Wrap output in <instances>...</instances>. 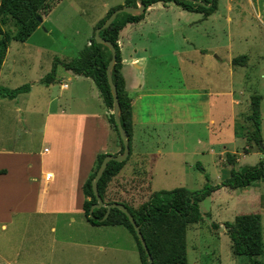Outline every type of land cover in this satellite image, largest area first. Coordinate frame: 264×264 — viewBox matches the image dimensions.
<instances>
[{"label":"rangeland","instance_id":"1","mask_svg":"<svg viewBox=\"0 0 264 264\" xmlns=\"http://www.w3.org/2000/svg\"><path fill=\"white\" fill-rule=\"evenodd\" d=\"M122 2L123 0H55L48 11L41 12L46 13L42 26L52 31L44 35L39 29L34 30L25 41L42 44L47 49L44 52L47 55L53 52L55 58L70 60L84 40L90 37L92 24L104 9L103 4L113 6ZM176 9L180 10L173 7V10ZM183 13L167 14L161 19V25H173L181 29L185 27L191 44L206 48L200 52H212V57L217 56L222 61L219 71H216L211 65L208 66L207 56L193 52L191 44L187 46L191 60L187 79L189 89L182 101L188 103V110L182 111L181 115L175 113L174 116L183 119V123L177 125L178 122H172L173 137L166 147L168 151L158 162V166L167 164V157L174 155L170 152L180 150L186 165L184 162L170 163L182 166L181 174L176 172V168L168 174H162L157 168L149 179V191L173 187L194 191L206 183L205 174L208 176V184L218 185L229 176L231 168L239 170L243 165H253L260 159L264 160L263 0H217L215 10L208 17L199 20L197 18L201 15L198 13L184 10ZM181 34L182 31L177 30L173 36L176 43L185 46V42L179 38ZM17 45H22V42L10 40V49L0 76L9 88L30 83L28 78L39 74L44 68L43 61L48 58L42 53L36 62L31 55L16 52ZM163 46L170 50L171 41L166 40ZM238 55H246L245 63L232 64L230 69L228 58ZM168 57L165 63L159 58L151 61L156 66L165 68L167 83L170 87L177 88L182 83L177 80L174 59ZM10 69L13 71L12 77H9ZM49 70L48 68L47 72ZM209 85L220 90L221 95L207 97L199 90L209 89ZM228 92H232L235 103H229ZM253 93L260 95L259 147L251 140L252 125L246 118L249 114V96ZM62 104L69 103L63 101ZM47 106L54 107V103ZM171 116L173 117L172 114ZM184 120L188 123H184ZM9 124L0 127L2 135L7 136L12 132ZM234 134L239 138L233 137ZM184 145L186 149H182ZM226 154L234 160L233 164L227 162ZM110 197L112 196L109 195L106 199ZM135 197V203L139 204L144 201L146 194L140 192ZM198 208L202 220L186 226L187 264H249L246 256L231 252L229 239L222 225L225 220L231 221L234 215L247 212H257L260 215L263 250L256 258L264 263V181L257 180L236 188L219 187L200 200ZM66 218V215L58 216L53 232L46 227L37 236L31 227L27 231H23L21 226L0 231L2 254L12 264H139L133 239L122 226H94L81 215L75 216L74 221L67 224ZM211 222L218 226L212 229ZM63 240L68 241L65 243Z\"/></svg>","mask_w":264,"mask_h":264},{"label":"crops","instance_id":"2","mask_svg":"<svg viewBox=\"0 0 264 264\" xmlns=\"http://www.w3.org/2000/svg\"><path fill=\"white\" fill-rule=\"evenodd\" d=\"M103 7L92 27L110 6L103 4ZM173 7L179 8L171 1L158 0L146 7L139 20L125 23L118 31L120 73L130 101V152L121 168L107 182L104 202L110 195V201H123L127 206L136 208L143 202L135 203L137 193L146 194L145 201L150 193L157 191H149V179L157 168L162 174L170 173L173 168L181 174L182 166L170 163L184 162L186 165L180 150H177L170 152L174 155L167 157V164L158 166L173 137L172 122H178L177 125L183 123V119L174 116L175 113L181 115L182 111L188 110V103H183L182 97L187 96L189 89L187 79L191 60L187 46L191 42L185 27L161 25V19L167 14H184V9L175 11ZM206 17L201 16L197 20ZM45 20L46 13L41 14V28L37 26L34 30L39 29L48 35L52 30L42 26ZM177 30L182 31L179 38L185 46L175 42L173 35ZM88 38L82 46L88 43ZM166 40L171 41L170 50L163 46ZM21 42L22 45L15 46V51L31 55L36 62L47 50L42 44ZM191 46L193 52L206 49L194 44ZM9 49L10 41L0 63V76ZM200 54L207 56L208 66L219 71L222 61L219 57H212V52ZM44 57L48 58L41 63L43 70L28 78L30 88L27 92L12 99L0 98V127L10 123L12 131L7 136L0 133V231L13 226H21L23 231H27L31 227L37 236L46 227L53 232L60 215L67 216V224L73 222L75 216L83 217L81 185L95 155L119 153L115 134L107 122L105 108L92 80L56 63L52 81L47 85L41 84L38 79L47 73L48 68L51 70L56 55L50 52L49 55L44 53ZM167 57L174 59L177 80L182 83L177 88L167 83L165 68L151 61L159 58L165 63ZM227 62L231 69V58ZM33 67L36 68V65ZM12 76L10 69L9 77ZM0 85L7 84L0 78ZM208 87L199 90L207 97L221 95L215 86ZM227 96L232 104V92H228ZM63 101L69 104L64 105ZM49 103H54V107H48ZM184 123L188 121L184 120ZM233 137L239 138L235 134ZM183 148L186 149V146ZM46 174L48 176L45 177ZM0 262L12 264L2 254L1 247Z\"/></svg>","mask_w":264,"mask_h":264},{"label":"trees","instance_id":"3","mask_svg":"<svg viewBox=\"0 0 264 264\" xmlns=\"http://www.w3.org/2000/svg\"><path fill=\"white\" fill-rule=\"evenodd\" d=\"M55 0H0V63L4 56L6 46L10 40L24 41L30 33L41 25L37 17H41V12L48 11L50 4ZM144 4V10L150 4L158 0H140ZM171 1L179 8L200 13L202 17L211 14L215 8L217 0H163ZM135 6V0H123L121 4L110 6L104 15L93 25L92 32L88 38V43L80 47L75 56L68 61L53 59L52 68L38 79V82L47 85L52 81L54 73L53 66L60 63L64 68L71 70L75 74L88 77L97 88L102 104L106 111L107 122L115 134L116 142L119 145V152L122 150L121 141L111 113L112 94L106 81L105 68L110 58L109 48L95 42L93 37L94 28L102 23L108 14L121 5ZM144 10L136 15L119 12L115 15L110 24L99 31V36L112 43L115 50L114 62L110 69L111 82L115 87L118 100L119 123L128 138L130 144L131 122H130V101L124 89V81L120 73V52L117 45L118 31L127 22H135L143 16ZM264 25V0L263 17ZM246 55H238L231 58L234 65H243ZM30 83H23L13 88L0 85V98L12 99L20 93L29 90ZM260 95L253 93L249 96V114L246 118L251 122V140L259 147L260 135ZM130 152V149H129ZM106 153H97L87 177L81 185L82 215L91 225H120L132 237L137 252L139 264H187L186 261V226L202 220V214L198 208V202L219 187L227 186L236 188L247 186L257 180L264 181V160L260 159L253 165H243L241 169L233 168L229 171V176L218 185L208 184V176L205 174L206 183L197 190L188 191L183 187H173L171 189H160L149 194L148 198L140 203L136 208L127 206L123 201L127 211L132 215L139 227V231L145 242L151 261H147L146 254L141 247L134 230L123 212L117 208H110L106 217L101 219L105 211V206L93 208L89 207L95 202L92 194L90 180L97 169L102 157ZM129 154V153H128ZM128 156V155H127ZM127 158V157H126ZM125 158V159H126ZM108 160L99 179L96 182L98 195L104 200L105 187L107 182L121 168L124 161ZM228 163L233 164L234 160L226 154ZM203 170L202 168H200ZM110 202L109 199L105 203ZM211 228L218 225L211 222ZM224 232L229 239V247L233 254L244 255L249 264H264L256 258L263 250L261 238L260 215L257 212L239 213L233 216L231 221L222 222Z\"/></svg>","mask_w":264,"mask_h":264},{"label":"water","instance_id":"4","mask_svg":"<svg viewBox=\"0 0 264 264\" xmlns=\"http://www.w3.org/2000/svg\"><path fill=\"white\" fill-rule=\"evenodd\" d=\"M135 1H136V5L135 6L125 5L124 4V5H121L118 8L113 9L108 14V16L102 21V23L100 25H98L97 27H95L94 31H93V37H94L95 42L102 43V44L106 45L109 48V50H110V58H109V60L107 62L106 68H105V74H106L107 84H108V86L110 88V91H111V94H112L111 113L113 115V120H114L116 129H117V132H118L119 139L121 141L122 150L119 153H117V154L106 153L102 157L97 169L94 172V175H93L92 179L90 180V186H91L92 194L94 195V198H95V202L90 205L89 211H91L93 208H99L100 206H105V211H104L103 216L101 217V219L106 217L109 209L112 208V207L117 208L121 212H123L125 214V216L127 217L129 223L131 224V226H132V228L134 230V233H135V235H136L141 247L143 248V250H144V252L146 254L147 261L150 262L151 258H150V255L148 253V250L146 248L145 242H144V240L142 238V235H141V233L139 231V227L136 224V222L134 221L132 215L127 211L125 205L122 204L121 202H118V201H110V202L105 203L102 200V198L98 195L97 187H96V182L99 179L103 169L105 168L107 161L108 160H114V161H117V162L123 161L127 157L128 153H129L128 138H127V135L125 134L124 130L122 129V127H121V125L119 123V119H118L119 105H118V100H117V96H116L115 87L112 84L111 77H110V69H111V66H112V64L114 62L115 50H114V47H113V45H112V43L110 41L105 40V39H103L102 37L99 36V31L102 28L107 27L110 24V22L113 20L115 15L117 13H119V12H125V13H129V14H132V15H136V14L141 13L144 10V4L140 0H135ZM37 19H38V21H41V17H37Z\"/></svg>","mask_w":264,"mask_h":264},{"label":"built area","instance_id":"5","mask_svg":"<svg viewBox=\"0 0 264 264\" xmlns=\"http://www.w3.org/2000/svg\"><path fill=\"white\" fill-rule=\"evenodd\" d=\"M48 176L47 174L45 175V177Z\"/></svg>","mask_w":264,"mask_h":264}]
</instances>
